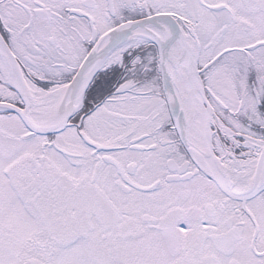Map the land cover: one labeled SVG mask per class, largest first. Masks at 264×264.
I'll use <instances>...</instances> for the list:
<instances>
[{
	"label": "snow or ice",
	"instance_id": "6c2138e0",
	"mask_svg": "<svg viewBox=\"0 0 264 264\" xmlns=\"http://www.w3.org/2000/svg\"><path fill=\"white\" fill-rule=\"evenodd\" d=\"M0 264H264V0H0Z\"/></svg>",
	"mask_w": 264,
	"mask_h": 264
}]
</instances>
